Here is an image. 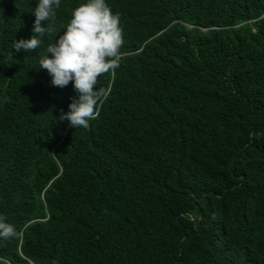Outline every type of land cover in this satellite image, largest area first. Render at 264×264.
<instances>
[{"label": "trees", "instance_id": "obj_1", "mask_svg": "<svg viewBox=\"0 0 264 264\" xmlns=\"http://www.w3.org/2000/svg\"><path fill=\"white\" fill-rule=\"evenodd\" d=\"M83 2L26 53L38 0H0V264H264V0H106L122 59L74 128L38 64Z\"/></svg>", "mask_w": 264, "mask_h": 264}, {"label": "clouds", "instance_id": "obj_2", "mask_svg": "<svg viewBox=\"0 0 264 264\" xmlns=\"http://www.w3.org/2000/svg\"><path fill=\"white\" fill-rule=\"evenodd\" d=\"M60 5L61 0H38L32 11L33 35L13 40L12 48L17 52H35L42 44V37L55 30L56 10ZM42 21L46 25L42 26ZM63 28L66 31L47 45L38 65L49 72L54 86L63 88L72 82L78 93V97L71 98L69 111L61 110L59 121H68L74 128H88L89 122L99 116L97 105L110 92L96 87L99 77L120 67L124 42L120 16L113 13L106 0H85L72 10ZM19 235L21 232L0 216V238L9 240Z\"/></svg>", "mask_w": 264, "mask_h": 264}]
</instances>
